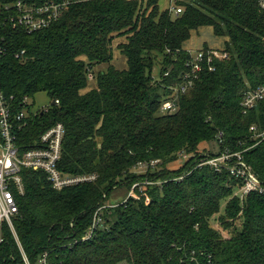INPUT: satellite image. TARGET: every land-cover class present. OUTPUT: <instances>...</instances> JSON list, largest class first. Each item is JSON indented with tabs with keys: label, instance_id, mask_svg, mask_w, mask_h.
I'll list each match as a JSON object with an SVG mask.
<instances>
[{
	"label": "trees",
	"instance_id": "obj_1",
	"mask_svg": "<svg viewBox=\"0 0 264 264\" xmlns=\"http://www.w3.org/2000/svg\"><path fill=\"white\" fill-rule=\"evenodd\" d=\"M18 1L66 0H0L4 96L14 111L39 93L59 101L38 109L19 143L30 148L61 122L60 169L97 175L58 191L47 175L23 171L26 193L13 224L31 264L44 254L47 264H264V192L241 199L243 180L198 166L215 155L203 147L213 142L218 153H242L264 187V140L250 131L264 127V107L241 108L245 91L264 83L259 0H178L177 16L159 0H67L56 23L32 34L7 20L16 13L4 6ZM209 26L226 38L224 48H185L194 30ZM125 36L117 50L128 68L117 69L113 43ZM197 52L205 59L194 72ZM166 101L175 107L164 112ZM140 163L146 172L136 171ZM137 183L134 197L107 203L112 190ZM97 212L103 223L85 239ZM5 235V254L20 261L14 237Z\"/></svg>",
	"mask_w": 264,
	"mask_h": 264
},
{
	"label": "built area",
	"instance_id": "obj_2",
	"mask_svg": "<svg viewBox=\"0 0 264 264\" xmlns=\"http://www.w3.org/2000/svg\"><path fill=\"white\" fill-rule=\"evenodd\" d=\"M174 3L169 11L176 16L183 12V6L177 3V0H172ZM69 1L63 3L44 2L41 5H32L18 1L16 3L5 5L6 10L15 9L16 15H11L7 18L9 22L19 24L26 32L32 34L40 32L43 29L51 27L56 23L57 19L63 13ZM262 10H264V0H259ZM4 49L0 46V55L4 54ZM25 55V51L17 54V57ZM213 55L223 57L218 52H213ZM205 54L197 52L194 56L193 71L201 70ZM211 56H208L207 63L210 64ZM210 69H213L210 66ZM92 75L90 74L89 78ZM186 78L188 75L185 76ZM185 91V87H181ZM30 98H25L22 103L21 110L14 111V105L3 94L0 85V264H31L25 250L16 233L13 219L19 212L18 197L26 193L25 180L23 171H37L47 175L52 187L58 191L63 188L76 186L81 183H92L97 179V175H71L62 171L59 167L64 147V138L66 128L63 123H56L33 141V146L26 148L24 144L19 143V132L27 127L30 118L37 114L38 110H32ZM59 104V101H55ZM262 105L264 107V83L257 86L255 89L245 91L241 100V108L245 114H249ZM175 106L172 102L166 101L162 110L166 112L173 109ZM46 109L44 107L42 110ZM264 109V108H263ZM264 113V111H263ZM252 136L260 140H264V127L259 128L258 125H252L250 128ZM26 148V149H25ZM184 157L187 155L183 154ZM157 161H153L154 165ZM148 168L145 163H140ZM207 165L217 172L229 170L230 173L244 181V186L239 190L238 195L241 199L252 192H264L262 183L258 181L257 176L252 168L248 166L242 153L232 152L229 149L223 152H216L213 156L205 155L204 159L198 166ZM136 187V186H134ZM135 196V195H130ZM116 205H111L114 207ZM105 208V207H104ZM101 210V209H100ZM92 227L87 232L85 239L93 236V231L103 223V218L98 212L95 214ZM6 230L11 232L14 237L17 247L21 253L20 261L16 262L12 252L5 254L4 245L7 243ZM47 254L41 256L36 264H47Z\"/></svg>",
	"mask_w": 264,
	"mask_h": 264
},
{
	"label": "rangeland",
	"instance_id": "obj_3",
	"mask_svg": "<svg viewBox=\"0 0 264 264\" xmlns=\"http://www.w3.org/2000/svg\"><path fill=\"white\" fill-rule=\"evenodd\" d=\"M178 1V0H177ZM159 6L160 9L163 11L164 9H168L171 6L174 5L172 0H159ZM127 37H118L115 39L113 43V51H115L114 60L112 61V65L115 66L117 69H127L128 65L126 62V58L121 54L120 50H117L118 43L126 42ZM226 38H221L215 35L213 33L212 27H203L199 28L198 30H194L192 37L189 41L185 43V48H188L190 51L196 52L199 49H204L203 47H211V48H217L222 49L224 48ZM108 66L106 64L104 65H96L95 72L102 71L106 69ZM158 74V69H156V75ZM90 87L96 86V81L93 77L90 78ZM32 104V110H38L43 109L44 107H48L52 104V99L48 96L47 93H39L34 95L33 97H30V101ZM204 148H207L210 152H218V146L215 143L205 144L203 145ZM203 149V148H202ZM204 152V151H203ZM205 152H207L205 150ZM180 162H178L179 164ZM180 166V165H179ZM175 165V167H179ZM139 172H146V167L142 165H138L137 170ZM146 184V183H145ZM139 183H137L136 187ZM129 190L128 187L122 185L120 187L115 188L111 191L110 195L107 198V203L111 204H119L122 203L123 200H126L130 195H136V187H134ZM224 207V206H223ZM213 224H217L215 221Z\"/></svg>",
	"mask_w": 264,
	"mask_h": 264
},
{
	"label": "water",
	"instance_id": "obj_4",
	"mask_svg": "<svg viewBox=\"0 0 264 264\" xmlns=\"http://www.w3.org/2000/svg\"><path fill=\"white\" fill-rule=\"evenodd\" d=\"M52 104L55 105V102H53Z\"/></svg>",
	"mask_w": 264,
	"mask_h": 264
}]
</instances>
